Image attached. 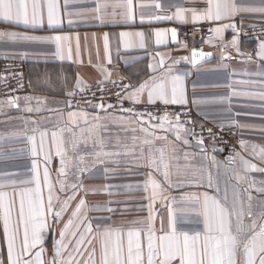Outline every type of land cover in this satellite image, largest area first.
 I'll return each instance as SVG.
<instances>
[{
  "label": "snow or ice",
  "instance_id": "obj_1",
  "mask_svg": "<svg viewBox=\"0 0 264 264\" xmlns=\"http://www.w3.org/2000/svg\"><path fill=\"white\" fill-rule=\"evenodd\" d=\"M68 2L65 0V8ZM187 3L191 6L173 4L174 12L161 15L165 9L160 0H151L150 3L143 0H96L91 11L95 13L94 19L101 24L106 15L133 21L137 10H140L143 23V9L148 7L156 13L148 18L149 22L166 20L186 24L190 20L193 25L207 22L212 34L204 41L208 44L217 39L223 40L225 30L231 28L234 35L229 43L236 54L248 61L255 56L257 61L264 62V40H259L254 53H242L238 46L237 24L233 22L242 13H260L264 17V0H259L258 5L245 0H187ZM45 14L49 28L62 23L57 0H0V20L3 21L38 26L44 23ZM72 23L71 19L68 20L69 25ZM213 24L216 26H211ZM169 34L173 43H181L176 28L155 29L152 33L156 45L166 44ZM119 38L120 45L125 49L145 48V33L142 31L120 32ZM69 40L67 35L38 37L0 31V41L4 42L52 44L55 50L51 54L59 60L72 59ZM182 47L187 48V45ZM220 50L222 59H228L224 47ZM20 55L26 56L27 53L21 52ZM104 55L105 64L93 65L102 77L95 82L101 93L99 102L93 103L95 92L92 99L81 96L86 107H91L95 114L89 113L86 108L73 110V99L92 87L76 74L71 90L65 92L69 99L63 102L62 109H46V100L24 97V112L39 114L47 110L59 115L57 125L50 132L47 128L39 130L33 127L31 134L12 132L0 135V142L5 144L12 139L26 144L25 148L0 150V159L27 155L31 161L26 173L0 169V224L3 227L2 243L6 245V258L0 260V264H264V199L257 200L252 195L253 190L264 195V181L257 186L256 181L250 178V173H264V166L242 154L247 153L264 165V146L253 144L248 151V144L241 140V151L226 158L228 166L239 161V170L231 168V176L222 181L219 174L214 177L208 173L205 177L203 166L181 168L173 165L172 161L178 159L177 145L182 144L186 148L198 149V153L184 152L185 160L199 154L210 160L212 167H221L216 157L209 155L203 135L197 134L191 127L195 121H182L181 113L167 110L169 106L183 108L188 104L184 77L173 74L172 67L166 66L165 57L157 53L160 57L158 63L147 65L150 72L147 79L138 84L124 83L123 78L111 80L112 73L106 66L112 63L107 33L104 34ZM206 55L209 54L193 48L190 56L176 59L173 64L183 59L195 66ZM76 56L77 62H80L78 42ZM157 69L161 70L159 74H155ZM252 75L264 77V70ZM105 83H111L117 90L109 93ZM241 83H259L264 89V79ZM244 94L264 100V91ZM106 95H114L116 103H106ZM33 100L36 101L35 106L32 105ZM19 101V97H10L0 102V106L6 103L9 108L20 110ZM125 101L129 102V107H124ZM196 103L194 100L193 104ZM138 105L145 109L152 106L156 112L138 110ZM112 109L115 111H109ZM101 112L104 115H100ZM183 115L187 116V112ZM31 123L37 124V121L32 120ZM231 123L245 127L235 120ZM110 125L131 133V144L127 142V136L123 139L117 136L112 143ZM218 126L223 130V124ZM200 127L204 130L202 124ZM206 131L213 140L211 151H222L215 146L217 135L211 128ZM137 148V166L147 169L142 184L147 215L120 225L112 223L111 215L90 216L93 212L111 214L117 211L110 206L116 201L109 199L90 203L87 198L98 195L111 197L117 194L112 189L118 186L107 183L86 186L84 174L98 164L103 165L104 179L107 180L115 171L107 165L118 164L121 156H135ZM54 160L58 161L55 167ZM228 171L229 168H226L225 176ZM185 172H191V175L173 181L174 175L180 176ZM185 186L197 191L182 192L179 197L170 195L174 187ZM199 189L213 191L210 194ZM157 205L167 212V227L163 216L159 217L160 227H156ZM193 222L199 226L195 230L190 227ZM49 233L52 235L51 257L46 256L48 249L45 248Z\"/></svg>",
  "mask_w": 264,
  "mask_h": 264
},
{
  "label": "crops",
  "instance_id": "obj_2",
  "mask_svg": "<svg viewBox=\"0 0 264 264\" xmlns=\"http://www.w3.org/2000/svg\"><path fill=\"white\" fill-rule=\"evenodd\" d=\"M61 8L60 25L49 28L47 24V17L45 14L44 23L38 26H24L22 24H15L0 20V31H15L18 33H26L32 36H50V35H67L70 40L68 47L72 51V59L65 58L59 60L51 53L54 52V45L41 42H4L0 41V60H22L26 62V79L30 90L29 96L39 97L46 100L45 108H63V102L68 99L65 92L71 90V85L75 83V76L79 74L88 85H95L97 80L102 79L93 65L97 63L105 64L104 55V34L109 35V48L112 63L106 65L111 71V80H120L123 78L127 83L138 84L145 80L150 75L147 65L150 62L158 63L160 53L165 57L166 66L172 67L173 74L184 77V90L188 104L196 117L198 122L217 126L223 124L224 126L233 127L236 131V151H241L240 141H245L251 151V145L264 146V100L258 97L248 96L246 92H260L264 91L260 84H244L241 81H260L264 79L259 75H252L264 70V62L257 61L253 56L252 61H248L243 56H238L236 50L230 45V41L234 35L231 28L224 32L223 40H214L212 44L204 41H196L195 44H202V50L206 55L202 60H199L197 65H192L190 62L180 59L179 63L173 64V61L181 57L190 56V52L181 44L173 43L170 34L166 44L156 45L155 36L152 35L155 29H171L181 23L176 21H151L148 18L155 13L151 7L143 9L145 20L142 23L140 19V10H137L135 19L133 21H125L120 16L113 17L106 15L103 17L104 23L94 19L95 13L91 11L95 7L96 0H69L65 8V0H57ZM145 3H150L151 0H143ZM164 5L165 12L160 13L171 14L175 9L171 7L173 4L190 7L187 0H160ZM246 3L259 4V0H245ZM109 11H111L109 9ZM72 20L71 25L68 20ZM234 23L237 24V32L245 27L252 25H264V17L260 13H242L234 18ZM208 24L207 22H200L197 25ZM185 25H193L189 20ZM216 26V25H211ZM142 31L145 33V48L139 47L125 49L119 43L120 32H136ZM78 38V39H77ZM238 46L242 53L255 51L259 41H241L238 37ZM79 43L80 56L77 62L76 48ZM221 47H224V53L228 55V59H222ZM67 50V49H66ZM21 52H26V56H21ZM99 55V60L97 56ZM155 58V60L153 59ZM91 62V63H90ZM227 65V67H225ZM157 69V73H160ZM249 73L250 75H245ZM10 98V97H9ZM8 99V98H7ZM7 99H0V102H5ZM146 99V94H145ZM197 103L194 105L193 101ZM20 110L16 108H9L6 103L0 106V135L12 132H20L31 134L33 127L39 130L47 128L49 132L57 125L59 118L58 114H54L47 110L37 113H27L23 111L25 101L20 98ZM36 101H32L35 106ZM73 110H75L73 108ZM89 113L95 114L92 108L86 109ZM112 111V110H109ZM199 113V114H198ZM100 115H104L103 112ZM65 119L66 113H65ZM36 120L37 124H32L31 121ZM238 122V125H245V127L233 126L232 121ZM27 121V123H26ZM112 128V143L115 138L119 136L121 139L129 137L128 143L131 144V133H125L114 125ZM37 139L39 133L37 132ZM171 139V137H170ZM191 139V137H189ZM26 144L17 142L15 139L8 143L0 142V150L8 151L12 148H25ZM208 149L209 155H214L216 160L220 162V168H214L211 161L204 159L201 155L190 156L188 160L184 159V152L198 153V149L194 147H184L182 144L177 145V157L172 161L173 165H179L181 168L185 166L201 167L205 169V177L211 173L214 177L219 174L222 180L231 176V168L239 170V161L231 166L227 165V160L219 152H212L211 148L205 145ZM147 149L145 148V152ZM246 158L253 160L260 166L258 159L248 156ZM233 155V154H232ZM139 156V148H137L135 156H121L118 164L109 163L107 166L110 169H115L111 173L110 178L104 179V166L96 165L91 172L85 173L83 182L86 186H99L105 183L117 185L118 187L112 189L117 193L111 197L106 195L89 196L87 199L90 203L94 201L113 200L117 203L110 205L117 209L114 213H90V216L97 215H111L112 223L116 225L127 224L137 218L147 215L146 204L147 201L142 197L145 195L142 190L144 173L147 169L137 166L136 157ZM30 159L27 155H17L13 159H0V169L8 171H19L26 173L30 167ZM58 161L54 160V165ZM229 168L227 176L225 170ZM184 175H191V172L182 173L180 176H173V181L183 179ZM250 178L254 179L259 186L260 181H264V173H250ZM235 183V181H232ZM130 185V187H123ZM247 185H241L246 187ZM221 187L223 184L221 183ZM207 190L210 194L212 189H199V191ZM197 191L195 188L174 187L170 195L179 197L182 192ZM252 195L257 200L264 199V195L256 193L254 190ZM158 218L156 220V227H160L159 217L165 218V227H167V212L159 205L156 206ZM65 214V220L67 219ZM62 226V225H61ZM60 227V226H57ZM192 229H197L199 226L193 222L190 226ZM3 227L0 224V260L6 258V245L2 243ZM52 235L49 233L46 236L45 248L48 249L47 257H51Z\"/></svg>",
  "mask_w": 264,
  "mask_h": 264
},
{
  "label": "built area",
  "instance_id": "obj_3",
  "mask_svg": "<svg viewBox=\"0 0 264 264\" xmlns=\"http://www.w3.org/2000/svg\"><path fill=\"white\" fill-rule=\"evenodd\" d=\"M173 28L177 29L178 39L181 41V45L186 44V50L191 53L193 48L198 51L202 50V44H195L196 41H205L210 38L212 35L209 32V24H201V25H185L180 24L176 25ZM238 38L241 41H259L264 40V25H257L255 27L249 26L242 28L238 31ZM26 69L27 64L22 60H0V99H7L9 97H19L24 98L25 96H29L30 90L28 87L27 79H26ZM124 83H127L123 80ZM90 91L86 93H82L81 95H77L73 99V108H86L89 109L91 107H86L81 96H86L87 99H92V93H96V98L93 100V103H97L100 100L101 93L97 90L95 85H91ZM104 87L108 90L109 93L115 92L117 89L113 88L111 83H105ZM69 99V98H68ZM106 103L115 104L116 99L114 95H106L104 97ZM130 104L128 101L124 102V107H129ZM138 110L141 111H151L156 112V109L152 106H148L146 109L142 105L137 106ZM171 113H181V120H192L195 121V124L191 125L199 135H203L204 137V145L208 146L212 149L213 140L208 136L206 129L211 128L213 133L217 135V139L215 140V146L218 150L217 152L221 153L224 158L234 154L236 151V131L233 127L224 126L223 130L220 127L213 126L210 124L198 122L196 120L195 114L193 110L185 106L181 108L180 106H169L167 109ZM115 111V109H112ZM187 112V116H184L183 113ZM204 126V130L201 129L200 125Z\"/></svg>",
  "mask_w": 264,
  "mask_h": 264
},
{
  "label": "water",
  "instance_id": "obj_4",
  "mask_svg": "<svg viewBox=\"0 0 264 264\" xmlns=\"http://www.w3.org/2000/svg\"><path fill=\"white\" fill-rule=\"evenodd\" d=\"M229 157V156H228ZM227 158V157H226Z\"/></svg>",
  "mask_w": 264,
  "mask_h": 264
}]
</instances>
